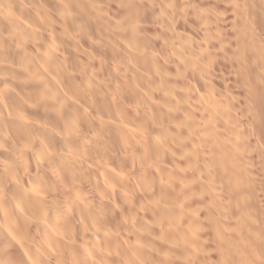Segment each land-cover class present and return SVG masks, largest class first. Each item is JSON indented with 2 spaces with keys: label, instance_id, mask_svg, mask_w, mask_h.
I'll return each instance as SVG.
<instances>
[{
  "label": "clouds",
  "instance_id": "9594fccd",
  "mask_svg": "<svg viewBox=\"0 0 264 264\" xmlns=\"http://www.w3.org/2000/svg\"><path fill=\"white\" fill-rule=\"evenodd\" d=\"M220 5L227 6L223 12ZM229 8L234 17L231 36L222 28ZM190 18L199 22L196 30L205 33L201 45H208L200 55L204 87L212 78L216 54L233 43L231 59L238 65L233 91L254 83L246 81L244 73L254 57L264 60V0H0V19L8 21L7 32L0 24V134L12 141L9 148L0 144V152L12 157H0V236L9 229L14 232L31 264H207L206 258L177 255L173 248L164 250L157 244L173 243L176 226L169 222L167 194L176 189L163 179L169 174L165 169L152 176L154 165L145 161L153 146V127L160 129L161 139L171 137L181 151L186 141L192 142L190 137L180 140V133L173 135L169 128L173 118L182 119L181 108L192 116L199 110L192 83L196 72L185 70L179 101L171 93H166L164 103L153 98L167 80L176 25H187ZM156 27L161 31H150ZM157 41H163L159 49ZM10 52L20 53L16 62ZM73 54H78L76 62ZM79 55L86 59L80 62ZM260 79L254 83L259 114L242 103L247 97L219 93L227 108L228 124L221 125L227 143L218 159L216 146L201 141L195 148H204L209 158L182 169L191 173L180 190H188V199L205 195L208 185L217 182L223 194L208 205L206 217L208 230L214 224L217 233L210 241L220 255L215 264H264V195H254L257 188L264 194V173L254 175L250 162L251 153L264 154V76ZM38 111L49 119H35ZM126 123L140 130L139 138L128 135L134 129L126 130ZM194 123L180 126L192 128ZM113 126L119 147L109 139ZM57 139L63 142L60 150L54 145ZM137 146L144 151L136 153ZM193 154L194 150L185 153L189 158ZM29 155L40 161L32 175L43 196L22 185L30 175L25 159ZM121 158L130 159L131 166L118 163L112 168L111 162ZM41 167L51 179L41 175ZM136 168L138 176L133 175ZM83 184L89 185L87 193L81 191ZM255 199L259 203L253 207ZM233 203L246 209L244 219L224 227ZM106 204L112 205L110 211ZM116 211L119 226L109 229L104 217ZM149 213L151 222L144 219ZM121 231L137 240L148 239L139 246L125 243ZM101 232L99 241L88 238ZM193 243L202 248L204 242Z\"/></svg>",
  "mask_w": 264,
  "mask_h": 264
},
{
  "label": "bare ground",
  "instance_id": "6f19581e",
  "mask_svg": "<svg viewBox=\"0 0 264 264\" xmlns=\"http://www.w3.org/2000/svg\"><path fill=\"white\" fill-rule=\"evenodd\" d=\"M210 4H201L200 7H210ZM113 9L116 8V5H111ZM226 5H220L219 10L221 12L224 11ZM159 9H157V12ZM9 16L13 15V13H9ZM234 17L231 15V9H228L226 15L222 17L223 23L222 28L227 31L228 35H232V21ZM0 24L4 25V30L7 32L8 30V21L0 19ZM199 28V22L195 19L190 18L188 20L187 25L184 24L183 21L176 25V35L173 37L174 45L170 46V51L174 48L171 62L167 66L166 71V82H162L160 87L162 91L158 92L153 98L164 103L167 101L168 96L166 93H171L175 96L176 100L179 101L181 99L180 89L183 85L185 70L195 71L197 74V80L192 81L198 90V99L200 101L198 107V111L195 112L194 116L190 113L185 112L183 108H181V115L175 117L171 120V127L169 128V132L175 135L177 132L180 133V140H186V138L190 137L191 143H187L184 147L183 151L174 147V144L171 143V137L167 139H161L158 136L160 129L157 127H153L151 129V135L153 138V146L149 147L147 155L145 157V161L148 164H153V168L151 170L152 176H157L160 172V169H165L169 174L164 176L163 179L167 182L171 183L172 188L176 189L175 192L169 191L167 194L168 203L170 205V220L169 222L176 226V232L174 235V240L172 244H161L157 241V244L164 250L169 248H173L177 255H189L195 258H206L207 264H215V262L220 259V255L217 251H213L216 247L215 244L210 241L217 235L215 231V225L213 224V229L208 230V222L206 217L208 216V205H212L214 199H222L223 194L220 191V188L217 183H213L208 185L209 191L203 195H197L194 198L188 199V190L185 188L184 192L180 190L184 188V185L189 182L191 177V173H185L182 169L189 167L191 162L201 161L203 159L209 158L208 152L204 151V148L196 149L195 145L200 144L201 141L207 142L209 146L215 145L216 152L215 155L219 159L220 154L222 152V145L227 143V136L222 134L224 133V128L221 126L222 123L224 125L228 124V118L224 115L227 111V108L224 104L220 103L219 93H224L226 95L231 96H243L247 97L242 101L243 104L247 105L248 108L254 109L257 114H259L260 106L258 103V96L255 92L254 83L261 82V76H264V60L259 59V56L254 57L252 61V66L247 68L244 73V79L246 81H252L254 83H250L249 87L243 91H233L236 87L237 82V69L238 65L231 59V48L235 47L233 43L230 48H225L224 52H220L216 54L214 58V63L211 65V74L212 78L208 87H204L207 83L204 79H202L203 72L199 69L202 68L200 55L201 48H207L208 45L205 43L201 45V41L204 40L205 33L203 31H197ZM59 31V28H57ZM152 32H159L161 29L159 27L150 29ZM47 39V37H45ZM60 38L57 37V41L59 42ZM84 43V47L87 48V42ZM163 41L156 42V48L159 49L162 45ZM215 48H219V44H214ZM92 51L99 55V50L93 48ZM20 53H16L15 55L11 52L9 53V58L16 62L18 60ZM78 54H73V62H76ZM86 59L85 56L79 55L78 60L80 62ZM207 71V69H205ZM185 106L187 104V90L182 93ZM168 109H162V111H167ZM131 115V113H129ZM33 116L38 121H45L49 119L47 113L43 111H38V113H33ZM195 121L192 125V128H189L187 125L181 128V123L184 121ZM125 129H134V131H130L128 135H134L137 138L140 137L141 132L139 129H135V125L132 123H126ZM192 129H195L193 131ZM199 137V139L197 138ZM109 139L111 142L116 144L118 147L120 146V138L117 134V130L115 126H113L109 131ZM125 140L127 141V136H125ZM0 144H2L5 148H9L12 146V141L8 138V135L0 134ZM54 145L57 150L63 148V142L59 139L54 141ZM38 145H33V149L38 148ZM189 150H194V154L191 158L185 155V153L189 152ZM144 149L140 146L135 148L136 153L143 152ZM198 153V154H196ZM159 156V159L155 157ZM0 157L5 159H11V153L0 152ZM27 164V173L28 175L23 181L22 185L25 188H31L32 194H39L43 196L44 193L40 191L39 184L33 179L32 174L37 173L38 165L40 161L38 159H33L31 155L25 158ZM250 162L252 164V171L254 175H260L264 173V154L253 152L250 154ZM118 163H123L124 167H130L131 161L130 159L125 160L121 158L118 162L117 160H113L111 162V167L116 168ZM159 165L160 167H155V165ZM41 175L45 177V179H51L50 173H44L43 167L40 168ZM123 174V173H122ZM140 174V169L136 168L133 171L134 176H138ZM203 180V177H201ZM196 190L199 192V186H194ZM81 191L87 193L89 191V185L83 184L81 185ZM255 197H260L262 194L257 188L255 193ZM138 203V200L135 201ZM119 204V201H116ZM259 203L258 199L253 200V207ZM242 204V201H241ZM106 209L109 211L112 208L111 204L105 205ZM127 211V209H125ZM246 209L242 206H238L233 203L232 207L228 209V215L231 217L229 221H226L224 227L236 226L237 223L244 219V214ZM73 214H77V209L73 208ZM144 219L151 222L152 215L146 214ZM255 218L250 217L249 222H254ZM120 221V212L116 211L114 214H106L104 217V223L107 225L109 229H116L119 226ZM157 232L159 229L156 230ZM104 233L101 232V235L92 237L89 235L88 238L99 241L101 236ZM120 236L123 238L125 243L131 242L134 245L139 246L144 243L148 238L144 237L141 240H137L134 235H130L128 232L121 231ZM193 241L204 242L202 248H198L196 243ZM174 245H177L173 247ZM184 249H187L185 253ZM87 250V249H86ZM91 256V253H89ZM94 258V257H93ZM28 260V264H31L29 257L26 255V249L22 248L20 243L16 238V234L12 232L10 229L4 231L3 235L0 236V264H18L21 260Z\"/></svg>",
  "mask_w": 264,
  "mask_h": 264
}]
</instances>
